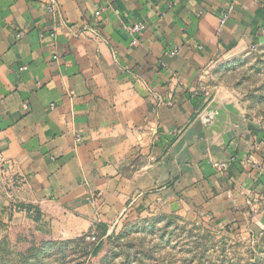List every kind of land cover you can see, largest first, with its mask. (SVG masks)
<instances>
[{
  "label": "crops",
  "instance_id": "1",
  "mask_svg": "<svg viewBox=\"0 0 264 264\" xmlns=\"http://www.w3.org/2000/svg\"><path fill=\"white\" fill-rule=\"evenodd\" d=\"M54 1L0 0L1 227L36 209L57 240L105 238L130 212L261 233L264 141L239 118L211 145L192 128L223 93L202 87L212 67L264 44V0Z\"/></svg>",
  "mask_w": 264,
  "mask_h": 264
},
{
  "label": "rangeland",
  "instance_id": "2",
  "mask_svg": "<svg viewBox=\"0 0 264 264\" xmlns=\"http://www.w3.org/2000/svg\"><path fill=\"white\" fill-rule=\"evenodd\" d=\"M202 81L211 94L222 91L237 101L244 126L264 141V44L217 62ZM32 222L0 225V264H88L91 237L104 241L92 264H264V230L251 235L178 215L130 212L107 238L57 240Z\"/></svg>",
  "mask_w": 264,
  "mask_h": 264
},
{
  "label": "water",
  "instance_id": "3",
  "mask_svg": "<svg viewBox=\"0 0 264 264\" xmlns=\"http://www.w3.org/2000/svg\"><path fill=\"white\" fill-rule=\"evenodd\" d=\"M240 117L236 101L217 93L193 125V134L200 146L211 145L216 134L227 136L234 119Z\"/></svg>",
  "mask_w": 264,
  "mask_h": 264
},
{
  "label": "built area",
  "instance_id": "4",
  "mask_svg": "<svg viewBox=\"0 0 264 264\" xmlns=\"http://www.w3.org/2000/svg\"><path fill=\"white\" fill-rule=\"evenodd\" d=\"M45 4H46L47 10L49 12H51V13H57L58 12V7H57V4H56V2L54 0H45ZM101 13H102L101 9L95 11V13H94V18L96 20L95 24L91 27V31H90L89 28H86L84 30V32H89L90 31L94 35L98 34ZM227 18H228V15H224L223 16V18L221 19V24L222 25L226 22ZM125 30H126L127 37H128V39L130 41V44L132 46H135V45L139 44L141 38L144 35L145 25H144V23H142L140 21H137V22L131 24L130 26L126 27ZM20 36L21 35H19V37ZM179 52H180V48L179 47H173L167 53L169 55H171V56H176V55L179 54ZM201 90H202V92H203L205 97H207V96L209 97V92L207 91L206 88H202ZM75 141L77 143H79L81 141L80 137L76 136L75 137ZM219 168L225 169L226 166H225V164H221V165H219ZM92 202H94V201L93 200L89 201V203H92ZM88 240H90L91 242H94L95 238L91 237V238H88Z\"/></svg>",
  "mask_w": 264,
  "mask_h": 264
},
{
  "label": "trees",
  "instance_id": "5",
  "mask_svg": "<svg viewBox=\"0 0 264 264\" xmlns=\"http://www.w3.org/2000/svg\"><path fill=\"white\" fill-rule=\"evenodd\" d=\"M20 208H23V209H26V210H30L32 207L31 206H20ZM34 213H35V215L33 217V221L37 223L39 214H38L36 209H35ZM107 237H105V238H107ZM98 238H100V237H98ZM103 243H104V241H101L99 244H98V242H93L92 243L93 244V248H92V252L90 253L88 264H92L93 261L95 260V258L99 255V253L102 250Z\"/></svg>",
  "mask_w": 264,
  "mask_h": 264
}]
</instances>
